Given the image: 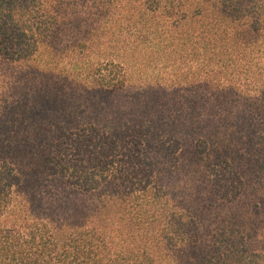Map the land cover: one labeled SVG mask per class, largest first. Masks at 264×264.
Masks as SVG:
<instances>
[{
	"label": "trees",
	"instance_id": "obj_1",
	"mask_svg": "<svg viewBox=\"0 0 264 264\" xmlns=\"http://www.w3.org/2000/svg\"><path fill=\"white\" fill-rule=\"evenodd\" d=\"M0 264H264V0H0Z\"/></svg>",
	"mask_w": 264,
	"mask_h": 264
},
{
	"label": "rangeland",
	"instance_id": "obj_2",
	"mask_svg": "<svg viewBox=\"0 0 264 264\" xmlns=\"http://www.w3.org/2000/svg\"><path fill=\"white\" fill-rule=\"evenodd\" d=\"M183 160H184V162H187V158H184ZM175 185H176V184H175ZM177 189H179V188H177Z\"/></svg>",
	"mask_w": 264,
	"mask_h": 264
}]
</instances>
